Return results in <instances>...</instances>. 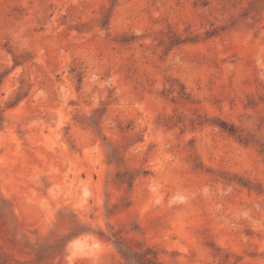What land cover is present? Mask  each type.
I'll list each match as a JSON object with an SVG mask.
<instances>
[{
  "label": "rangeland",
  "instance_id": "1",
  "mask_svg": "<svg viewBox=\"0 0 264 264\" xmlns=\"http://www.w3.org/2000/svg\"><path fill=\"white\" fill-rule=\"evenodd\" d=\"M0 117V264H264V0H0Z\"/></svg>",
  "mask_w": 264,
  "mask_h": 264
},
{
  "label": "trees",
  "instance_id": "2",
  "mask_svg": "<svg viewBox=\"0 0 264 264\" xmlns=\"http://www.w3.org/2000/svg\"><path fill=\"white\" fill-rule=\"evenodd\" d=\"M19 98L16 100V102ZM13 104L15 103L12 102ZM2 128V118L0 117V129ZM113 243L117 247L118 251L121 253L123 258L126 260L127 264H157L155 253L151 248H147L142 253L134 252L120 236H116ZM139 256V257H138Z\"/></svg>",
  "mask_w": 264,
  "mask_h": 264
}]
</instances>
